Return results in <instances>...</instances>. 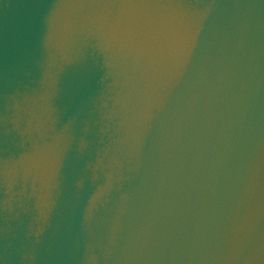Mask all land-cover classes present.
Instances as JSON below:
<instances>
[{"label": "water", "instance_id": "95a60500", "mask_svg": "<svg viewBox=\"0 0 264 264\" xmlns=\"http://www.w3.org/2000/svg\"><path fill=\"white\" fill-rule=\"evenodd\" d=\"M0 264H264V0H0Z\"/></svg>", "mask_w": 264, "mask_h": 264}]
</instances>
